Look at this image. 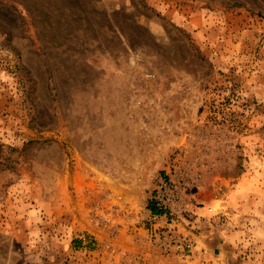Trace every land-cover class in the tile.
<instances>
[{
  "label": "rangeland",
  "instance_id": "rangeland-1",
  "mask_svg": "<svg viewBox=\"0 0 264 264\" xmlns=\"http://www.w3.org/2000/svg\"><path fill=\"white\" fill-rule=\"evenodd\" d=\"M161 179L194 256L264 264V0H0V264H200Z\"/></svg>",
  "mask_w": 264,
  "mask_h": 264
},
{
  "label": "built area",
  "instance_id": "built-area-1",
  "mask_svg": "<svg viewBox=\"0 0 264 264\" xmlns=\"http://www.w3.org/2000/svg\"><path fill=\"white\" fill-rule=\"evenodd\" d=\"M178 196L170 183L165 179H161L157 189L149 199V213L152 223L148 229V239L150 245L157 249L160 254L186 255L195 250V245L189 238L177 235L174 232L169 219L170 213L166 212L172 206L178 204ZM177 207H179V204ZM152 209L160 212L155 213Z\"/></svg>",
  "mask_w": 264,
  "mask_h": 264
},
{
  "label": "crops",
  "instance_id": "crops-1",
  "mask_svg": "<svg viewBox=\"0 0 264 264\" xmlns=\"http://www.w3.org/2000/svg\"><path fill=\"white\" fill-rule=\"evenodd\" d=\"M199 244H202L206 248L205 251L199 252L195 256H194V251H193V256L191 259H193V261L195 260L197 262H200V264H208V262H206V261L208 260L207 256H209V257L211 256V252L208 251L210 249V246L208 245V243L206 241L200 242ZM196 248H199V247L197 246V247H195V249ZM151 264H172V263H168L167 257H160V262L152 261Z\"/></svg>",
  "mask_w": 264,
  "mask_h": 264
},
{
  "label": "trees",
  "instance_id": "trees-1",
  "mask_svg": "<svg viewBox=\"0 0 264 264\" xmlns=\"http://www.w3.org/2000/svg\"><path fill=\"white\" fill-rule=\"evenodd\" d=\"M153 212L157 213V212H160V211H157L156 209H152Z\"/></svg>",
  "mask_w": 264,
  "mask_h": 264
}]
</instances>
